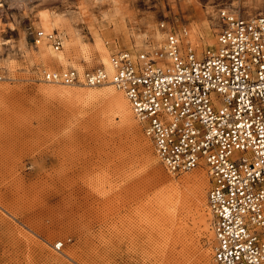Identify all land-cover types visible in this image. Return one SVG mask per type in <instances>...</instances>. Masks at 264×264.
<instances>
[{"label": "rangeland", "instance_id": "374dc122", "mask_svg": "<svg viewBox=\"0 0 264 264\" xmlns=\"http://www.w3.org/2000/svg\"><path fill=\"white\" fill-rule=\"evenodd\" d=\"M172 2L0 0V264H215L208 205L205 228L192 184L190 199L168 190L206 168L169 172L134 113L126 117L99 95L110 86L75 84L95 93L85 98L44 90V70L103 65L100 44L109 57L160 45L162 22L186 28L202 50L215 46L208 31L216 42L220 8L264 14V0ZM54 15L60 26L48 32L64 43L48 45L52 54L64 50L61 66L34 43Z\"/></svg>", "mask_w": 264, "mask_h": 264}, {"label": "built area", "instance_id": "2783aa9c", "mask_svg": "<svg viewBox=\"0 0 264 264\" xmlns=\"http://www.w3.org/2000/svg\"><path fill=\"white\" fill-rule=\"evenodd\" d=\"M218 46L199 54L167 38L157 62L146 51L112 56V81L123 89L166 166L175 172L211 171L215 264H264V14L244 17L220 8ZM62 47L58 31L39 29ZM48 81L103 84L102 66L80 73L43 71ZM60 245V244H59Z\"/></svg>", "mask_w": 264, "mask_h": 264}, {"label": "bare ground", "instance_id": "6f19581e", "mask_svg": "<svg viewBox=\"0 0 264 264\" xmlns=\"http://www.w3.org/2000/svg\"><path fill=\"white\" fill-rule=\"evenodd\" d=\"M40 1H42V2H45V1H50V0H40ZM171 1H173L172 3H174L176 0H171ZM196 2V1H195ZM179 3L181 4V2L179 1ZM197 3V2H196ZM118 5H120L119 3H118ZM34 7V6H33ZM184 7V6H183ZM116 8L118 9V11L121 9V5H120V7L119 6H116ZM222 9H224L225 11H227V10H230L231 11V13H233V14H235V15H241V14H239L236 10H234V9H232V8H229V7H223ZM117 10H116V12H118ZM243 16V15H242ZM244 17H249V16H244ZM62 18V17H61ZM59 21H60V17L58 16V15H54L49 21L47 20V22H46V24H45V26H44V28L45 29H42V30H44L45 32H47V31H49V30H52V29H54L58 24H59ZM195 25V24H194ZM208 25V24H207ZM59 26H60V24H59ZM196 26V25H195ZM161 27L163 28V29H166V32H165V40L163 41V42H161V44L160 45H158V44H156V45H154V44H152V43H149L148 44V48H146V49H144V50H142L141 52H135V51H132V50H130V49H125L126 51H129L130 53H131V55L135 58V59H137L138 57H141V54L143 53V52H146V51H148V52H150L151 54H153V57L155 58V60H156V63L159 61V62H163V61H161L160 60V58H161V56H159V55H156L155 54V50L156 49H159V48H163L165 45H166V43H167V38L169 37V35H171L172 33L174 34V35H177L178 36V39H179V43L181 44V46L183 47V48H187L188 46H193L194 48H195V50L199 53V54H201V53H203V51H205V50H211V51H214V50H216V48H217V46H218V38H217V35H216V42H215V39H214V37L212 36V32H211V27H210V29H209V31L208 30H206V31H208V35H210L211 37H209V41H210V45H211V47H213L214 46V44H215V46L213 47V48H210V47H204V48H202V50H200L197 46H196V44L195 43H193V42H191L190 40H188V39H191V36H190V34H189V31L186 29V28H184V30L183 31H177V30H174V29H172V28H169V27H167V25H166V23L165 22H162L161 23ZM208 27H209V25H208ZM221 27L219 26L218 27V30L220 29ZM207 29V28H206ZM36 30V29H35ZM217 34H218V32H217ZM160 35H162V34H160ZM188 37V38H187ZM67 39V38H66ZM101 39V38H100ZM100 39H99V37H97V41L99 42V44H100ZM69 40V39H68ZM68 42V41H67ZM66 42V43H67ZM35 43V42H34ZM48 43H51V42H48L46 39H42L40 42H37V44L36 45H39V44H41L40 45V54L43 56V57H45V59H48V61H54V60H56V62H58L59 63V65L58 66H61V65H64V64H66L65 62H67V59H66V56H65V54H64V50H60L59 52L57 51L56 52V54L55 53H53V54H55V55H53L52 54V50L50 49L51 47V45H52V43H51V45L49 46L48 45ZM63 39H62V45H63ZM65 43V44H66ZM98 44V45H99ZM104 44V43H103ZM66 45H68V44H66ZM97 45V44H96ZM97 45V46H98ZM53 46V45H52ZM96 46V47H97ZM54 48H55V46H53ZM100 49V55H101V60H102V64L103 65H98V66H102L104 69H105V71L107 72V74H108V76H109V79L110 80H108L107 82H105V83H103V84H97V85H90V84H86L85 82H77V83H65L64 82V79H62V80H58V81H49L50 82V84L47 86V87H45L44 88V90H46L48 93H52V94H56V93H60V94H66V95H68V96H74V97H78V98H85V97H87V96H94L95 95V93L94 92H92V91H88V90H82V89H75V84H80V86H84V85H87V86H95V87H106V86H110V88L109 89H107V90H105L103 93H99V95H102V96H106V97H108V99L110 100V102L113 104V106L115 107V109L116 110H118L120 113H122V114H124L126 117H128V118H130L132 115H133V113H134V115H135V118L138 120V122L141 124V126H142V128H143V131H144V133L147 135V133H146V131H145V128H144V122L141 120V118H140V116L136 113V111H135V108H134V106H133V104H132V102H131V100L128 98V96H127V94H126V92L123 90V89H121V88H119L117 85H115L114 83H113V81H112V76L114 75V70H115V68H114V65L112 64V56H113V54L114 53H116V52H114V53H112L111 54V56L109 57L108 56V54L106 53V51H105V49L103 48L104 47V45H103V47H102V45L100 44L99 46H98ZM54 48H52V49H54ZM68 48V46H66V49ZM56 49V48H55ZM98 49V48H97ZM73 50V49H72ZM98 50V51H99ZM121 50H123V49H121ZM121 50H118V51H121ZM56 51V50H55ZM54 51V52H55ZM66 51V50H65ZM68 52V51H67ZM71 52V51H70ZM75 52V51H74ZM73 53V52H72ZM99 54V53H98ZM56 62H55V64H56ZM71 67H74V66H69L68 68H66V69H61V70H57V69H55V70H50V71H57V72H59V73H62V75H63V73L64 72H66L69 68H71ZM96 67V66H95ZM95 67H93V68H95ZM75 69H77L76 67H74ZM93 68H88V69H85V70H83V71H80L79 69H77L80 73H84V72H86V71H88V70H91V69H93ZM48 72V71H47ZM46 79V78H45ZM46 80H48V79H46ZM114 86L116 87V88H114ZM148 136V135H147ZM149 137V136H148ZM152 141V140H151ZM153 143V142H152ZM153 146H154V149H155V145H154V143H153ZM148 149V148H147ZM155 152H156V154H157V156L159 157V159H160V161L163 163V165L166 167V169L169 171V172H171V173H184V172H190V171H193V170H195V169H197L198 167H201V166H204L206 169H205V171L207 172H205L204 170H200V171H197V172H195V173H193V174H191V175H189L188 177H186L185 179H183L182 180V183H178V184H176V183H173V182H171V183H169V189H168V187H166V189H168L169 191H170V193H172L177 199H178V201H181V200H186V198L187 199H190L191 197V193L190 194H188V195H190V196H187V192H186V188L188 187V185L190 184H192V186L194 187V189H192V190H194V191H192V193L194 194H192L193 196H192V198H193V200H192V204H194V206H195V209H196V211H197V213L199 214V216H200V225L201 226H205V228H207L206 226H208V224L206 225V221H207V215H206V213H208V212H205V208H206V206L208 205V208H209V213L212 215V222H211V228H212V231H213V233H214V230H213V225H212V223H213V214H212V211H211V209H210V206H209V199H208V194H209V190H210V187H211V184H212V181H211V171H210V169H209V166H208V164L206 163V161L205 160H203L197 167H195V168H193V169H191V170H187V171H181V172H175L174 170H171V169H169L167 166H166V164L161 160V158H160V156L158 155V153H157V151H156V149H155ZM151 155V154H150ZM154 156V155H153ZM153 158V157H152ZM168 181V180H167ZM208 183H209V190H208V193H207V196H206V190H205V188H206V186L208 185ZM192 187V188H193ZM191 190V189H190ZM189 189H188V191H190ZM191 192V191H190ZM190 206V205H189ZM191 207V206H190ZM192 210V209H191ZM195 211V212H196ZM198 219V218H197ZM185 221V220H184ZM197 223V222H196ZM185 226V228H186V225H184ZM182 228V227H181ZM190 234V233H189ZM214 243H215V234H214V237H213V246H214ZM213 246H212V249H213ZM206 257H207V255H206ZM206 259V258H205ZM208 261H206V264H210V262H209V259H207ZM214 260V259H213Z\"/></svg>", "mask_w": 264, "mask_h": 264}, {"label": "snow or ice", "instance_id": "6c2138e0", "mask_svg": "<svg viewBox=\"0 0 264 264\" xmlns=\"http://www.w3.org/2000/svg\"><path fill=\"white\" fill-rule=\"evenodd\" d=\"M59 247V245H57Z\"/></svg>", "mask_w": 264, "mask_h": 264}]
</instances>
